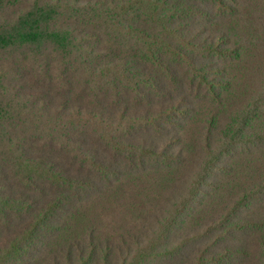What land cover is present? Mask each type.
<instances>
[{"label": "trees", "instance_id": "trees-1", "mask_svg": "<svg viewBox=\"0 0 264 264\" xmlns=\"http://www.w3.org/2000/svg\"><path fill=\"white\" fill-rule=\"evenodd\" d=\"M238 2L0 0V264H264V0Z\"/></svg>", "mask_w": 264, "mask_h": 264}, {"label": "rangeland", "instance_id": "rangeland-1", "mask_svg": "<svg viewBox=\"0 0 264 264\" xmlns=\"http://www.w3.org/2000/svg\"><path fill=\"white\" fill-rule=\"evenodd\" d=\"M241 2H242V11H244V16L247 14V16H249V12L247 11L248 8H252V6L256 5V0L252 1V0H239L238 4L239 6H241ZM235 18V17H233ZM243 34V31L240 32V35ZM263 35H264V31H263ZM264 38V37H263ZM264 45V42H263ZM256 64H260L257 65L255 69L252 70V75L254 76V78L257 80V82L259 81L260 75L257 73L256 69L259 66H262L264 64V56L260 55L259 57L255 58L254 61ZM246 75H239V78L241 79V81L243 80V78H245ZM228 194H226V191L220 195H217L215 198L213 197L212 203L209 207V209L207 210L208 214H211L214 210H216V208L219 206V204L222 202V200L224 199V197H226ZM120 207V206H119ZM117 207L116 209H114L115 214H120L121 213V209ZM82 209V208H81ZM82 211L86 212V209H82ZM79 212V209H78ZM88 214V213H87ZM77 216H81L80 214ZM132 221V220H130ZM192 220H189V222H191ZM96 223V227H102L100 221L95 222ZM83 227H90V223H86L82 225Z\"/></svg>", "mask_w": 264, "mask_h": 264}]
</instances>
